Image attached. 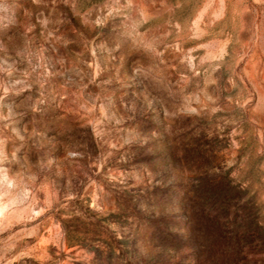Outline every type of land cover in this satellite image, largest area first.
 <instances>
[{"label":"rangeland","instance_id":"rangeland-1","mask_svg":"<svg viewBox=\"0 0 264 264\" xmlns=\"http://www.w3.org/2000/svg\"><path fill=\"white\" fill-rule=\"evenodd\" d=\"M0 264H264V0H0Z\"/></svg>","mask_w":264,"mask_h":264},{"label":"clouds","instance_id":"clouds-1","mask_svg":"<svg viewBox=\"0 0 264 264\" xmlns=\"http://www.w3.org/2000/svg\"><path fill=\"white\" fill-rule=\"evenodd\" d=\"M11 187H12V185H11V184H9V185H8V188H11Z\"/></svg>","mask_w":264,"mask_h":264}]
</instances>
